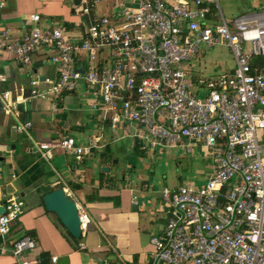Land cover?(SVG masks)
Segmentation results:
<instances>
[{
    "label": "built area",
    "instance_id": "2783aa9c",
    "mask_svg": "<svg viewBox=\"0 0 264 264\" xmlns=\"http://www.w3.org/2000/svg\"><path fill=\"white\" fill-rule=\"evenodd\" d=\"M95 1L81 0L77 8L89 16L81 40H71L59 27H43L40 15L31 14L32 27L21 37L0 31V50L31 65L37 52L53 49L50 60L59 80H46L51 86L43 90L32 80L33 97L57 98L83 81L98 95L92 108L113 129L123 121L136 125L141 132L135 137L144 149L183 145L192 153L196 144L210 157L202 186L162 190L167 222L151 239L154 250L146 264H264V18L227 20L219 0H137L134 7L120 4L114 14L92 16ZM213 10L219 16L216 23H210ZM214 47L230 49L233 70L194 76L192 58ZM6 79L0 73V81ZM0 98L13 128L26 133L47 162L56 149L82 160L104 147L100 138L81 145L69 135L36 141L11 92ZM0 203L5 208L0 237L5 238L25 203L15 195ZM77 205L85 231L91 217ZM36 247L33 238L24 236L10 252L16 264H41ZM6 251L0 245V252ZM57 260L52 257L53 263Z\"/></svg>",
    "mask_w": 264,
    "mask_h": 264
},
{
    "label": "crops",
    "instance_id": "0c3cea01",
    "mask_svg": "<svg viewBox=\"0 0 264 264\" xmlns=\"http://www.w3.org/2000/svg\"><path fill=\"white\" fill-rule=\"evenodd\" d=\"M136 2L96 0L92 16L111 15L119 10L120 4L134 7ZM232 2L235 3L234 14L230 19L224 16L227 20L264 13V0ZM80 3L81 0H0V31L9 29L14 36L21 37L32 27L29 16L38 14L43 27H59L71 40L79 41L85 37L89 20V16L79 14ZM217 17L219 21L213 10L211 20ZM52 52L51 47H46L33 56L31 65H25L6 49L0 50V73L7 78L5 82L0 81V96L6 90L11 92L20 119L31 122L30 135L36 141L49 142L69 135L81 145L100 138L104 147L95 149L82 160L56 149L47 162L35 152L28 135L13 128V120L4 112L0 98V200L15 195L25 203L11 232L5 238L0 237V245L7 248L6 252H0V264H16L10 248L24 236L36 241L34 252L41 258V264H57L63 257H68L70 264H146L154 250L151 239L163 231L167 222L162 190L193 184L178 183L181 179L176 176L162 186L160 181H152L144 163L133 158L154 156L171 148L144 149L141 140L135 137L141 131L134 124L123 121L113 129L103 113L92 108L98 95L85 82H79L71 91L62 90L57 98L33 97L32 80H38L42 90L59 80L57 66L50 60ZM232 61L224 69L217 66L208 76L233 70V57ZM81 62L86 64L84 55ZM204 68L193 75L206 77ZM114 159L124 162V168L117 169L115 174L111 167ZM211 165L210 159L207 167L210 169ZM209 173L210 170L204 175L205 180ZM204 183L195 185L199 187ZM60 184L91 217L78 242L58 216L46 209L42 199L44 193ZM53 256L58 258L56 263L52 262Z\"/></svg>",
    "mask_w": 264,
    "mask_h": 264
},
{
    "label": "rangeland",
    "instance_id": "374dc122",
    "mask_svg": "<svg viewBox=\"0 0 264 264\" xmlns=\"http://www.w3.org/2000/svg\"><path fill=\"white\" fill-rule=\"evenodd\" d=\"M223 15L230 19L234 14L235 3L232 0H219ZM258 18H264V13L257 15ZM216 20L210 22L215 23ZM204 55L195 56L191 60L193 73H196L200 69L204 68L205 75H210L215 72L218 67L224 69L230 66L232 61V52L227 47H214L211 49H203ZM224 67V68H223ZM195 69V70H194ZM192 153H187L185 146H178L171 149H166L165 152L151 155H140L133 158V160H138L144 163L146 174L154 180H158L161 186L170 183L173 176L180 177L178 183L187 184L192 183L200 185L206 182L205 176L210 170L207 166L210 163V159L206 157L203 151L199 149L198 146L192 145ZM138 161H134L137 163ZM53 162V161H52ZM54 163V162H53ZM112 172L120 171L124 168V162L122 159L120 162L112 160L111 162ZM205 175V176H204ZM159 186V184H158Z\"/></svg>",
    "mask_w": 264,
    "mask_h": 264
},
{
    "label": "water",
    "instance_id": "95a60500",
    "mask_svg": "<svg viewBox=\"0 0 264 264\" xmlns=\"http://www.w3.org/2000/svg\"><path fill=\"white\" fill-rule=\"evenodd\" d=\"M104 169L109 170V168ZM44 205L48 211L58 216L73 238H81V220L78 213L77 201L69 197L62 187L46 193L44 196ZM4 212L5 208L3 204L0 203V215ZM57 264H70L69 258H61Z\"/></svg>",
    "mask_w": 264,
    "mask_h": 264
},
{
    "label": "trees",
    "instance_id": "16d2710c",
    "mask_svg": "<svg viewBox=\"0 0 264 264\" xmlns=\"http://www.w3.org/2000/svg\"><path fill=\"white\" fill-rule=\"evenodd\" d=\"M59 187H62V185L60 184V186H58L57 188H59ZM57 188H55V189H57ZM55 189H53V190H55ZM45 194L46 193H44L43 195H42V199L44 198V196H45ZM81 238H79V239H74L76 242H78L79 240H80Z\"/></svg>",
    "mask_w": 264,
    "mask_h": 264
}]
</instances>
